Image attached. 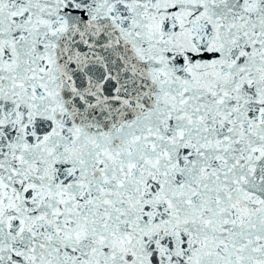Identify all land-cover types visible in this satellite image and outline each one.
Segmentation results:
<instances>
[{
	"label": "snow or ice",
	"instance_id": "snow-or-ice-1",
	"mask_svg": "<svg viewBox=\"0 0 264 264\" xmlns=\"http://www.w3.org/2000/svg\"><path fill=\"white\" fill-rule=\"evenodd\" d=\"M0 264H264V0H0Z\"/></svg>",
	"mask_w": 264,
	"mask_h": 264
}]
</instances>
